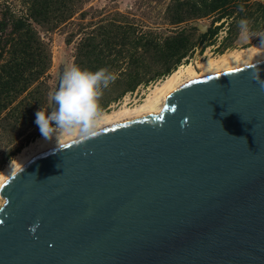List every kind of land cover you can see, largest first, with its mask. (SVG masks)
Wrapping results in <instances>:
<instances>
[{
    "label": "water",
    "instance_id": "water-1",
    "mask_svg": "<svg viewBox=\"0 0 264 264\" xmlns=\"http://www.w3.org/2000/svg\"><path fill=\"white\" fill-rule=\"evenodd\" d=\"M23 167L0 264H264V58Z\"/></svg>",
    "mask_w": 264,
    "mask_h": 264
},
{
    "label": "trees",
    "instance_id": "trees-1",
    "mask_svg": "<svg viewBox=\"0 0 264 264\" xmlns=\"http://www.w3.org/2000/svg\"><path fill=\"white\" fill-rule=\"evenodd\" d=\"M20 1L24 6L23 13L8 4L0 11V120L14 128L34 125L35 113L49 103L51 86L47 77L53 52L35 24L53 30L79 12V6L86 0ZM167 18L172 25L212 19L207 32L199 33L197 38L194 36L197 28L191 27L177 31L163 41L146 42L135 36V28L126 29L115 23L99 25L96 33H89L80 40L76 64L82 69L107 68L111 72L115 68L114 58L118 59L116 53H123V49L114 51L113 47L130 44L134 48L133 61L145 62V56L150 52L158 65L157 76H168L199 44L203 45L201 50L214 45L226 22L229 24L228 35L219 46L221 54L233 46L244 29L241 20L247 21L245 28L257 32L264 30V0H172L167 8ZM72 39V36L67 37V43ZM104 46L110 47L106 50ZM139 48H143V52H139ZM114 54V58H108ZM138 74L136 67L130 70L120 96L136 90L142 80ZM15 153L10 152L7 157ZM7 157L0 161V170Z\"/></svg>",
    "mask_w": 264,
    "mask_h": 264
},
{
    "label": "rangeland",
    "instance_id": "rangeland-1",
    "mask_svg": "<svg viewBox=\"0 0 264 264\" xmlns=\"http://www.w3.org/2000/svg\"><path fill=\"white\" fill-rule=\"evenodd\" d=\"M171 1L172 0H86L79 6V12L67 22L62 23L53 30H47L35 24L43 38L50 43L53 52V63L47 77L51 86L50 98L48 105L42 109L49 113L51 112V95L58 83L61 65L65 64L67 68L77 65L76 54L78 53L77 48L80 40L89 33H96L99 25L115 23L121 24L124 28L126 27V29L135 28V36L142 37L141 39L144 42L154 39L163 41L165 38L174 35L177 31L191 27L197 28L194 30V36L197 38V35L202 32L198 25L210 26L212 18L188 21L180 25L170 24L167 18V8ZM5 4L13 7L18 13H23L24 11V6L21 4L20 0H0V11ZM83 11H85V14L81 15ZM226 26H229V24ZM222 30L223 28L220 31ZM70 36L73 37L72 42L67 43V37ZM202 46L203 45L199 44L191 55L183 59L182 63L177 66V69L180 66H186L188 64H193L196 67L200 62L208 58H215L221 55L218 51L221 47H219L220 45L217 46V43L214 45H207L204 50H201ZM258 46H264V30L257 32L244 28L240 31L233 46L227 48L224 52L249 49ZM109 47L110 46H104L103 48L108 50ZM113 48L115 49L114 51L123 49V53H116L118 59L114 58L115 54L108 57L115 59V68L111 72L117 76V79L114 83L110 84L108 88L103 89V95L99 101L102 114L119 110L126 106V108L129 109L136 108L142 104L155 87L167 77V75L157 76L158 65L150 52L146 54L145 62H135L132 60L131 56L134 48H132L130 44L124 46L118 44ZM138 51L143 52V48H139ZM260 53L263 55L264 49L261 50ZM108 58L106 60H108ZM77 66L82 68L80 65ZM134 67L139 70L138 75L142 80L132 93L127 92L120 96V92L124 88L127 79H129L128 73ZM40 134L39 127L36 123L32 126H19L14 128L8 123L0 120V161L7 157L10 152L16 151L14 155L7 157L0 173L8 163L15 159L24 147L34 141ZM3 202L4 199L0 195V205H2Z\"/></svg>",
    "mask_w": 264,
    "mask_h": 264
},
{
    "label": "clouds",
    "instance_id": "clouds-1",
    "mask_svg": "<svg viewBox=\"0 0 264 264\" xmlns=\"http://www.w3.org/2000/svg\"><path fill=\"white\" fill-rule=\"evenodd\" d=\"M240 25L245 28L247 21L241 20ZM258 77L259 73H254L252 78L258 79ZM116 79L117 76L107 68L96 71L82 69L77 65L66 68L58 90L51 95L55 105L53 110L49 113L39 109L35 113V123L43 138L51 141L55 137L57 145L65 147L66 141L83 143L98 136L103 123L99 101L103 89L108 88ZM15 163L11 161V175L18 174L14 167ZM18 171L24 172V167L19 168ZM4 183L5 181L0 178V186ZM7 203L8 201L5 200L0 205V211Z\"/></svg>",
    "mask_w": 264,
    "mask_h": 264
},
{
    "label": "bare ground",
    "instance_id": "bare-ground-1",
    "mask_svg": "<svg viewBox=\"0 0 264 264\" xmlns=\"http://www.w3.org/2000/svg\"><path fill=\"white\" fill-rule=\"evenodd\" d=\"M263 49L264 46H258L249 49L230 51L215 58H208L200 62L196 67L193 64L180 66L157 85L145 101L136 108L129 109L126 108V106L119 110L103 113V123L100 129L149 113H159L166 103V99L177 92L182 86L217 72L263 59L264 54L262 55V53H260ZM57 146L55 137H53L51 141H47L42 135H40L24 147V149L15 157L13 160L16 162L14 167L18 171L19 168L23 167L37 155ZM10 164L11 162L8 163L0 173V178L5 181V183L0 186L1 196L4 186L13 177V175L10 174L12 171L10 169Z\"/></svg>",
    "mask_w": 264,
    "mask_h": 264
},
{
    "label": "built area",
    "instance_id": "built-area-1",
    "mask_svg": "<svg viewBox=\"0 0 264 264\" xmlns=\"http://www.w3.org/2000/svg\"><path fill=\"white\" fill-rule=\"evenodd\" d=\"M225 20V19H224ZM220 24V23H219ZM226 25H228V23L226 22L225 23V26L224 27H222L223 28V30L222 31H220L219 32V34L216 36V43H217V46H219L220 45V43H221V40L224 38V37H226L227 36V32H228V26H226ZM132 93V92H131Z\"/></svg>",
    "mask_w": 264,
    "mask_h": 264
}]
</instances>
